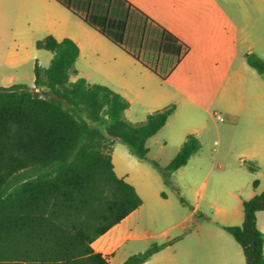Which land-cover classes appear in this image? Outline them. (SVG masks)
<instances>
[{"label":"trees","instance_id":"1","mask_svg":"<svg viewBox=\"0 0 264 264\" xmlns=\"http://www.w3.org/2000/svg\"><path fill=\"white\" fill-rule=\"evenodd\" d=\"M56 1L139 61L128 39L150 40L159 54L176 57V64L189 49L127 0ZM151 25L160 33L152 36ZM36 46L53 56L48 67L36 62L34 87H0V264H111L93 242L143 204L135 187L115 172V141L147 160L146 141L166 125L176 105L129 122L130 102L77 69L75 42L47 36ZM142 63L157 73V65ZM247 63L264 74L258 56L249 55ZM200 150L199 138L190 134L167 167L153 164L170 177ZM262 210L264 191L243 202L241 225L224 227L247 264H264V234L256 222ZM166 246L154 244L122 264H144Z\"/></svg>","mask_w":264,"mask_h":264},{"label":"crops","instance_id":"2","mask_svg":"<svg viewBox=\"0 0 264 264\" xmlns=\"http://www.w3.org/2000/svg\"><path fill=\"white\" fill-rule=\"evenodd\" d=\"M127 1L188 46L179 63L170 64L169 55L159 54L150 40L139 43L128 39V46L140 61L135 59L56 0H0V87L23 84V78L30 74L26 67L31 66L34 70L36 62L43 66L41 57L50 64L52 55L46 56L48 51L38 49L36 45L39 40L53 36L58 41L68 38L75 42L80 49L77 64L83 66L78 69L81 74L92 83L100 82L122 95L130 102L129 109L134 101L149 108L150 113L174 103V116L182 108L191 107L209 113L214 105L221 106L219 109L224 114H219L218 118L230 127L233 134L243 128L246 130L248 147L243 151L242 159L244 165L248 169L252 166L254 171L249 170L256 174L250 182L247 198L239 199L241 211L234 213L231 223L221 226L241 225L243 202L264 191V74L256 76L251 72L253 77L246 79L234 67L236 60L241 59V66L248 72V53L241 49L244 46L249 53L255 52L264 60V34L255 41L246 29H239L235 18L221 8L219 0ZM149 30L152 36L160 33L154 25ZM110 52L117 55L113 61ZM142 61L150 66L157 65V73ZM127 67L140 70L142 79L128 80ZM30 87H34V79ZM241 110L247 114L244 126H241V116L234 113ZM112 159L117 176L133 185L144 201L150 182L130 173H119L123 171L117 169L114 152ZM255 181L257 186L253 187ZM137 210L92 244L93 249L107 257L111 264V257L130 239L121 225L134 217ZM218 217L228 222L226 214ZM256 222L264 234V210L256 214ZM234 241L213 239L211 249L197 252V259L204 264H244L241 246Z\"/></svg>","mask_w":264,"mask_h":264},{"label":"rangeland","instance_id":"3","mask_svg":"<svg viewBox=\"0 0 264 264\" xmlns=\"http://www.w3.org/2000/svg\"><path fill=\"white\" fill-rule=\"evenodd\" d=\"M219 5L235 18L237 27L246 29L255 41L264 34V0H219ZM241 49L248 53L246 58L258 56L255 52L249 53L246 46ZM45 54L52 55L50 52ZM109 56L112 61L117 58L116 53L110 52ZM175 59L168 57L170 64ZM41 62L43 67H48L44 57ZM242 62L237 59L234 70H240L246 79L253 77L251 72L260 74L249 65L246 72ZM76 67L82 69L83 66L76 63ZM28 69L30 74L22 83L30 87L34 70L29 66L26 72ZM126 77L128 80L142 79L140 70L132 67L126 68ZM219 108L221 106L214 105L209 113L191 107L182 108L169 119V124L148 140L147 160H140L127 145L115 141L114 159L118 171H123L119 173L145 179L151 187L144 194V205L134 217L122 223L123 232L130 239L111 257L112 264H122L131 255L144 252L154 244L168 246L147 264H192V261L204 264L197 259V252L210 250L213 239L234 241L221 225L231 223L234 213L241 211L239 199L247 198L250 182L256 174L244 165L242 159V153L248 147L246 130L243 128L233 134L230 127L218 118L219 114H224ZM149 111L134 101L125 116L129 122L140 123L146 120ZM234 113L241 116L242 126L246 111ZM192 133L197 134L201 150L190 158L187 165L165 177L153 162L161 168L167 167L179 152L186 135ZM222 214L228 216V222L219 219L218 215ZM244 264H247L246 260Z\"/></svg>","mask_w":264,"mask_h":264}]
</instances>
